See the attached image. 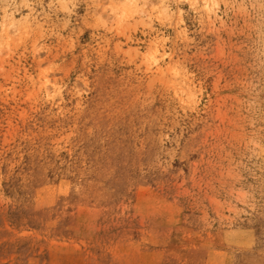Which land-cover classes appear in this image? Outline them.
Masks as SVG:
<instances>
[{"label":"rangeland","instance_id":"rangeland-1","mask_svg":"<svg viewBox=\"0 0 264 264\" xmlns=\"http://www.w3.org/2000/svg\"><path fill=\"white\" fill-rule=\"evenodd\" d=\"M0 264H264V0H0Z\"/></svg>","mask_w":264,"mask_h":264}]
</instances>
